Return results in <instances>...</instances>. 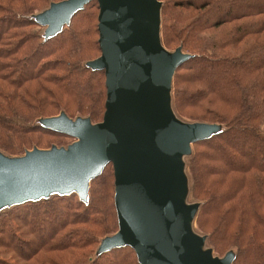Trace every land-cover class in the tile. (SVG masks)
<instances>
[{
    "label": "trees",
    "instance_id": "1",
    "mask_svg": "<svg viewBox=\"0 0 264 264\" xmlns=\"http://www.w3.org/2000/svg\"><path fill=\"white\" fill-rule=\"evenodd\" d=\"M61 0H0V153L18 157L73 137L41 124L64 113L102 120L98 3L44 36L35 15ZM160 43L189 54L170 85L174 117L215 123L184 162L197 209L192 227L231 264H264V0H159ZM45 29V27H43ZM61 147V146H57ZM111 163L86 200L52 193L0 209V264H140L130 246L99 253L116 232ZM216 256V257H217Z\"/></svg>",
    "mask_w": 264,
    "mask_h": 264
},
{
    "label": "water",
    "instance_id": "2",
    "mask_svg": "<svg viewBox=\"0 0 264 264\" xmlns=\"http://www.w3.org/2000/svg\"><path fill=\"white\" fill-rule=\"evenodd\" d=\"M92 0H61L35 15L55 34ZM100 55L87 62L103 70L106 99L102 120L64 113L41 124L67 134L66 147L32 148L18 157L0 153V209L52 193H76L85 201L89 181L111 163L118 229L97 251L130 246L140 264H231L201 249L205 236L192 232L196 203L186 204L182 155L218 132L219 125L181 122L171 110L170 85L189 54L160 43L159 0H96Z\"/></svg>",
    "mask_w": 264,
    "mask_h": 264
},
{
    "label": "rangeland",
    "instance_id": "3",
    "mask_svg": "<svg viewBox=\"0 0 264 264\" xmlns=\"http://www.w3.org/2000/svg\"><path fill=\"white\" fill-rule=\"evenodd\" d=\"M97 15H98V13H97ZM44 27V26H43ZM38 28V30H40V31H43L44 30V28ZM165 49V48H164ZM165 50H167V49H165ZM168 52H170V53H172L173 52V49H168L167 50ZM100 55V54H99ZM98 55V56H99ZM96 58V57H95ZM94 59V58H93ZM180 116V115H179ZM179 116H177V120H179V121H181V122H187V123H193V120H191V119H188V118H182V117H179ZM176 118V117H175ZM263 133H264V127H263ZM74 139V138H73ZM59 141H60V143H57V145L56 146H61V147H66L67 146V143L69 142V140H68V142H66L67 140L65 139V138H61V139H59ZM72 142L74 141V140H71ZM41 149V148H40ZM187 155H182L181 156V160H182V162H183V172L184 171H186V168H185V164H184V162L185 161H187V157H186ZM186 176V175H185ZM186 178H187V184H188V177L186 176ZM184 201H185V203L186 204H191V203H195V200H193L192 199V197H191V195H190V193H189V191H188V189H187V192H186V195H185V199H184ZM192 232H193V234H195V235H199L200 236V233H199V231L195 228V226L194 227H192ZM201 249L202 250H206V249H209V246H208V244L206 243V242H204V244H203V246L201 247ZM213 252V251H212ZM213 255L214 256H217V255H215L214 253H213ZM217 257H219V256H217ZM221 258V257H220Z\"/></svg>",
    "mask_w": 264,
    "mask_h": 264
}]
</instances>
